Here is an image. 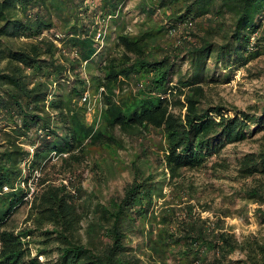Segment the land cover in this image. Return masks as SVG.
<instances>
[{
	"label": "trees",
	"instance_id": "obj_1",
	"mask_svg": "<svg viewBox=\"0 0 264 264\" xmlns=\"http://www.w3.org/2000/svg\"><path fill=\"white\" fill-rule=\"evenodd\" d=\"M130 1L0 0V264H264V231L239 238L223 214L205 217L211 203L189 175L206 167L224 178L227 145L264 127V102L209 104L205 89L209 62L232 69L264 53V0H135L126 12ZM180 28L188 38L173 47ZM185 58L191 69L178 72ZM94 95L104 104L89 123ZM152 131L161 146L145 141ZM131 136L143 147L124 195L81 201L82 186L73 192L72 179L49 177L58 163L71 173L107 164L112 173L97 152L115 153ZM260 139L236 157L233 177L252 179L243 198L258 204L264 230ZM25 202L32 225L18 231L10 221Z\"/></svg>",
	"mask_w": 264,
	"mask_h": 264
},
{
	"label": "rangeland",
	"instance_id": "obj_2",
	"mask_svg": "<svg viewBox=\"0 0 264 264\" xmlns=\"http://www.w3.org/2000/svg\"><path fill=\"white\" fill-rule=\"evenodd\" d=\"M135 0H131L127 4V10L130 11L134 8ZM128 29L135 30V24L138 21V17L135 13L131 12L127 16ZM115 28V26H114ZM127 29V30H128ZM115 30V29H114ZM188 32L184 29H177L173 31L169 36V41L172 46L175 47L179 39L188 38ZM112 37L107 40L109 47L112 45L116 38V32L112 31ZM109 52V50H108ZM212 67V76L209 82L205 83L206 94L208 95V102L215 104H224L228 107L236 106L239 109L248 110L251 107L264 102V53L252 59L247 65H241L237 68H223L217 67L212 62H209ZM178 72L186 73L191 69V64L188 59L179 60L177 62ZM214 71V72H213ZM177 75L174 76V80ZM176 81V80H175ZM94 95L91 97L93 103L90 105V109L87 111V120L89 123L94 121L100 116L103 102ZM252 109V108H251ZM255 112V110H253ZM254 129L258 126H254ZM259 130L258 133H253L252 137L243 140V142L232 143L227 145L223 152V158L228 159L232 163V168L227 173L222 170V176L219 178L213 173L210 168L196 169L189 172V175L195 178V181L200 185V189L205 191L204 200L211 203L212 210L204 211L205 217L215 218L216 214H223L222 218L225 221L228 230L237 234L239 238L245 237V235L259 234L264 231L261 223L256 216V210L259 207L257 203H252L243 198V187L251 183L252 179L248 180H235L234 175V163H236V157L242 156L246 152L257 151L260 145V137L264 135V127ZM163 140L161 133L152 131L148 134L145 141L153 146H161L160 142ZM125 148H120L117 152L113 153L108 150L97 152V158L100 160L107 158V161L114 163L115 171H109L108 165L103 164V167L91 166V163L84 162L83 167L78 171L72 172L65 170L61 167V163H58L56 168H53L49 172V177L58 183L64 182L66 184L69 181H74L75 184H71V190L75 192V185L83 187L81 192V201L89 200V202H96L99 200L106 201L111 197L124 195L126 186L133 180L131 158L133 153L141 151L143 147L141 141L134 137H123ZM156 148V147H155ZM101 154L104 157H101ZM58 158H54V162ZM234 162V163H233ZM41 172H38L37 175ZM227 175V178L225 177ZM72 179V180H71ZM35 182V181H33ZM38 186V182L34 183ZM168 186L164 187V192L168 193ZM162 200L159 201L160 204ZM30 204L25 202L15 212L10 221V227L20 231L26 226H31V221H28ZM228 216H224L226 214ZM33 252L36 254V245L32 244ZM240 256L236 255L238 259ZM40 259L45 260L44 256H40Z\"/></svg>",
	"mask_w": 264,
	"mask_h": 264
},
{
	"label": "built area",
	"instance_id": "obj_3",
	"mask_svg": "<svg viewBox=\"0 0 264 264\" xmlns=\"http://www.w3.org/2000/svg\"><path fill=\"white\" fill-rule=\"evenodd\" d=\"M100 36H101V34H100ZM88 93H86L85 95H84V97H83V99L84 100H87V98H88ZM37 173H38V171L36 172V174H35V177L31 180V182L29 183V185H28V189L30 190V198H31V195H32V193H34L35 191H36V189H37V185H35V188H34V183H37L38 182V180H37V177L38 176H40V174H38L37 175ZM33 181H35V182H33ZM25 186V185H24ZM6 190H8V187H6L5 188Z\"/></svg>",
	"mask_w": 264,
	"mask_h": 264
}]
</instances>
